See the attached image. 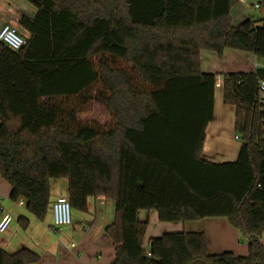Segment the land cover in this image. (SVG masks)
<instances>
[{"label": "trees", "instance_id": "16d2710c", "mask_svg": "<svg viewBox=\"0 0 264 264\" xmlns=\"http://www.w3.org/2000/svg\"><path fill=\"white\" fill-rule=\"evenodd\" d=\"M25 1L35 9L18 22L26 44L13 52L0 42L9 200L43 221L50 181L64 179L74 211L86 212L90 198L113 201L110 264H264V67L222 75L241 146L234 162L214 164L201 154L217 75L202 73L199 59L231 49L264 61V16L234 27L237 0ZM92 99L104 106L101 125L80 119ZM151 210L162 223L225 218L248 254L208 255L202 233L180 232L150 239L147 257L137 213ZM37 261L27 249H0V264Z\"/></svg>", "mask_w": 264, "mask_h": 264}, {"label": "crops", "instance_id": "0c3cea01", "mask_svg": "<svg viewBox=\"0 0 264 264\" xmlns=\"http://www.w3.org/2000/svg\"><path fill=\"white\" fill-rule=\"evenodd\" d=\"M237 1L230 13L231 24L234 27L249 19L247 0ZM256 5L259 6L260 16L263 17L260 0H256L253 7ZM31 12L32 18L35 9L33 8ZM4 20L9 18L2 17L1 21ZM199 59L202 73L217 75L214 87L213 118L205 129L201 157L214 164L234 162L241 143L236 139L237 134L234 129L235 108L223 103L222 75L254 73L257 68L264 67V63L257 61L250 53L231 49H225L221 58L212 52L201 51ZM67 191L66 180L50 181L52 201L58 197H66ZM10 192V185L0 176V217L4 214H10L13 217L8 229L0 234V249L3 251L13 254L27 249L38 257V261L32 264H110L114 259L115 246L105 234L106 227L114 221L113 201L103 197L90 198L87 211H73L71 225L59 233L52 227L50 209L45 219L39 221L27 212L23 202H11ZM20 219L26 220L25 228ZM137 219L147 224L143 239V248L147 253L150 239L168 233L187 232L204 235L208 255L231 253L236 257H246L248 254V241L225 218H207L186 223H162L158 220L157 212L151 210L139 211ZM260 241L264 250V234ZM71 244H74L73 248Z\"/></svg>", "mask_w": 264, "mask_h": 264}, {"label": "rangeland", "instance_id": "374dc122", "mask_svg": "<svg viewBox=\"0 0 264 264\" xmlns=\"http://www.w3.org/2000/svg\"><path fill=\"white\" fill-rule=\"evenodd\" d=\"M246 4L248 9L247 14L249 18L252 20L259 19L261 17L259 11L260 9L253 7L254 4H256V0H247ZM32 9L33 7L25 0H0V28L2 27V25L8 24L12 28H14L20 36L27 37V34L18 27L17 23L23 16L30 17L32 15ZM2 17H7L9 18V20L1 21ZM256 60L264 63L263 60ZM105 117L106 114L103 104L97 100L92 99L89 106L84 109V113L81 114L80 119L89 121L90 123H93L95 125H99L104 121ZM236 139H238L237 136ZM73 211L74 210L71 209V216H73ZM201 263L206 264L204 262Z\"/></svg>", "mask_w": 264, "mask_h": 264}, {"label": "built area", "instance_id": "2783aa9c", "mask_svg": "<svg viewBox=\"0 0 264 264\" xmlns=\"http://www.w3.org/2000/svg\"><path fill=\"white\" fill-rule=\"evenodd\" d=\"M255 8H259L258 5ZM0 42L13 52L19 51L25 44L26 40L22 38L14 28L8 24L2 25L0 28ZM259 99L264 101V80L259 81ZM52 227L57 232H62L65 228L71 225V207L65 197L56 198L51 205ZM10 214H4L0 217V234L5 232L12 222ZM74 247V244H71ZM147 257L150 256L146 253Z\"/></svg>", "mask_w": 264, "mask_h": 264}]
</instances>
